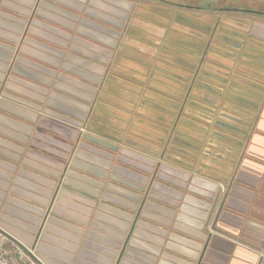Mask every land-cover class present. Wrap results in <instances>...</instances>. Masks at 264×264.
Returning <instances> with one entry per match:
<instances>
[{
	"label": "crops",
	"instance_id": "obj_1",
	"mask_svg": "<svg viewBox=\"0 0 264 264\" xmlns=\"http://www.w3.org/2000/svg\"><path fill=\"white\" fill-rule=\"evenodd\" d=\"M237 14L0 0L6 244L37 264H264V19Z\"/></svg>",
	"mask_w": 264,
	"mask_h": 264
},
{
	"label": "built area",
	"instance_id": "obj_2",
	"mask_svg": "<svg viewBox=\"0 0 264 264\" xmlns=\"http://www.w3.org/2000/svg\"><path fill=\"white\" fill-rule=\"evenodd\" d=\"M8 238L0 232V264H37L20 246L7 245Z\"/></svg>",
	"mask_w": 264,
	"mask_h": 264
},
{
	"label": "rangeland",
	"instance_id": "obj_3",
	"mask_svg": "<svg viewBox=\"0 0 264 264\" xmlns=\"http://www.w3.org/2000/svg\"><path fill=\"white\" fill-rule=\"evenodd\" d=\"M168 1V0H167ZM219 0H169L170 3L172 4H180V5H197L201 7H217L221 6L222 4L217 2ZM227 2L230 3H235L238 2L237 0H226ZM217 2V3H216ZM257 3L260 5L259 7L264 10V0H250V4H247L245 2H241L242 7H248V6H254L253 4ZM242 14H237L236 17L238 19H243V16H238V15H247V16H255L261 19H264L262 16H257V15H252V14H245L244 12H241Z\"/></svg>",
	"mask_w": 264,
	"mask_h": 264
},
{
	"label": "flooded vegetation",
	"instance_id": "obj_4",
	"mask_svg": "<svg viewBox=\"0 0 264 264\" xmlns=\"http://www.w3.org/2000/svg\"><path fill=\"white\" fill-rule=\"evenodd\" d=\"M238 2L235 3H230L227 2L226 0H219V3H223V6H220L218 10H225V11H234V12H246V13H255L261 11L260 5L257 3L253 4L254 6H248V7H242L241 2H245L247 4H250V0H237ZM185 6H190V7H200L195 5H185Z\"/></svg>",
	"mask_w": 264,
	"mask_h": 264
},
{
	"label": "trees",
	"instance_id": "obj_5",
	"mask_svg": "<svg viewBox=\"0 0 264 264\" xmlns=\"http://www.w3.org/2000/svg\"><path fill=\"white\" fill-rule=\"evenodd\" d=\"M150 1H154V2H162V3H167V4H172V3H170L169 2V0L167 1V0H150ZM217 2H219V1H217ZM216 2V3H217ZM222 5L221 6H223V3H221ZM220 6H217V7H205V8H212V9H215V10H217L218 8H219ZM261 11H259V12H255V13H249V14H254V15H257V16H262V17H264V10L261 8L260 9ZM237 12H239V11H237ZM244 13H246V12H244Z\"/></svg>",
	"mask_w": 264,
	"mask_h": 264
}]
</instances>
